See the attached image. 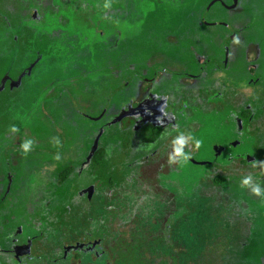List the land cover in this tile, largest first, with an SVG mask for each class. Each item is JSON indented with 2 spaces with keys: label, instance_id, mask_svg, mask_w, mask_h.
<instances>
[{
  "label": "rangeland",
  "instance_id": "1",
  "mask_svg": "<svg viewBox=\"0 0 264 264\" xmlns=\"http://www.w3.org/2000/svg\"><path fill=\"white\" fill-rule=\"evenodd\" d=\"M200 57V80L184 81L181 73H196ZM152 63L179 70L180 82L161 85L170 86L164 95L178 106L175 131L147 146L153 151L141 156L149 166L128 167L139 156L128 143L136 127L107 115L129 100L109 84L123 90L125 78L151 76ZM249 107L256 117L241 119ZM97 135L107 154L99 168L79 158L94 149ZM28 141L45 155L25 152ZM229 142L234 147L223 153ZM62 147L66 156L56 163L46 155ZM242 157L253 162L248 170ZM68 160L69 183L49 191L48 179L56 185ZM9 172L0 248L37 236L20 264H122L118 236L150 241L158 227L159 264L189 252L191 264H264V0H0V186ZM248 176L251 185L242 188ZM216 179L223 185L215 187ZM94 184L90 208H72L78 189ZM30 188L54 197L46 216L38 206L43 191L36 212L28 210ZM114 243L112 260L105 250ZM75 244L79 249L65 254ZM0 264L16 262L4 254Z\"/></svg>",
  "mask_w": 264,
  "mask_h": 264
},
{
  "label": "flooded vegetation",
  "instance_id": "2",
  "mask_svg": "<svg viewBox=\"0 0 264 264\" xmlns=\"http://www.w3.org/2000/svg\"><path fill=\"white\" fill-rule=\"evenodd\" d=\"M234 6L235 5H230V7H227L225 5V7H227V9H228L227 11H231ZM224 26H226V25H224ZM229 30L231 31V29H229ZM225 57L227 58V55H225ZM200 58H202V63H199L200 68L197 69L196 73L195 72L186 73V71L181 73V75L184 77V81H189V80L199 81L200 80V72L203 71L205 68V67H202V65L204 64V62L206 60L205 57H200ZM257 58H258V54H257ZM226 60L227 59H225L223 61L224 65L226 64ZM153 64L154 63H152L150 65V68H148L149 71L152 70L154 72L153 74H151V76H147V71H146V74L143 75L142 72H140V70H139V72L141 74L138 77V79H136L135 81H129L128 79L126 80V78H125V80L122 83V85L125 86V88L123 90H118V89L112 88L113 87L112 84H109L110 86L107 85V86H109V91H123V93L126 94V96L124 97L126 99V101H127V99H129L127 103L125 102V103L121 104V106L123 105L125 109H121L118 106L117 110L109 111L107 114V115L113 116L114 120L119 124L123 119H125L129 123V126L133 122L132 125H134L136 127V137H134V136L132 138L129 137L128 143H129V145L132 144L131 145L132 150H134L135 154H139V156L136 155V159H134L132 161V164L128 165V167L129 166H139V167L149 166L150 163L149 164L143 163V160H142V159H144L143 157H146L145 152L148 153L149 152L148 150H150V152L153 151V148H155V146L157 145L154 143H156L158 140L162 139L163 137H165V136H167V135H169L175 131V129H173L172 126L174 125L173 118L176 119V114H177L176 110H177L178 106L176 105L173 109V107L171 105L175 104L174 99L172 102L170 99H168L164 95L165 92L170 90L168 88L170 86H166L165 89H161L163 87L161 85L163 82H165L166 84H168V82H172L174 84L176 79H178L180 82V79H179L180 74L178 73L179 70H175V69L171 70L169 68H165V67L160 66V65L158 66L157 63H155L154 65ZM252 67L256 68V66L254 64H252ZM144 70H146V69H144ZM175 73H178L179 76L175 75ZM110 74H112V73H110ZM145 76H147V77H145ZM143 78H144V80H143ZM255 81H252V83H254ZM134 82H135V84L132 87L131 85ZM142 83L145 84L147 87H143ZM157 85H159V91L156 92V91H154V89H156ZM225 86L226 85L221 84V87H225ZM188 87H190L191 90L196 89L194 82H192L191 85L188 84ZM190 89H188V90H190ZM109 91H107V93L109 94V97H110L112 95V92H109ZM163 91H165V92H163ZM131 96H132V99L130 98ZM247 109L249 111L247 113H245V115L243 114V116H241V119H245L247 121L252 120L251 119L252 117H256L253 115L255 111L253 110V108H250V107ZM154 110H157L156 111L157 113L159 112V115H158L159 118L158 119L156 118L157 116L155 115L156 113L154 112ZM106 112H107V110H106ZM153 113H154V115H153ZM100 117H101V115L97 118L99 119ZM98 119L96 120L97 122L100 121V119L99 120ZM138 120H140V123L142 122L141 127L137 125ZM240 123H241V120L237 119L236 123H235L237 130L242 129ZM153 137H156L154 139V141L151 140V138H153ZM95 139H96V145L94 146V149L90 148V153H88L90 156L86 154L83 157L79 156V158L81 159L80 162H82V160L86 161V159H89V160H87V162L92 164V166L99 168V166L101 164H95L93 161V154L96 153L97 150H99V148L101 147V145H99L100 144L99 135H97V137ZM149 145L153 146V148L147 147ZM228 146H229V149H231V147H234V144L232 142H229V144L227 143V146L224 145L225 148H223V146H221V145L220 146L218 145L217 147L223 148L222 151L224 153L225 149L228 150V148H227ZM37 150H39V151H37ZM16 151H17V153L20 152V150L18 148L16 149ZM27 152L30 154H33V153L34 154H43L42 153L43 151H41L39 148H36V147L29 149ZM59 152L56 155H54L55 153L52 154L50 152H49V154H46V155L54 156L55 157L54 162L56 163L57 160L60 159V157L66 156V155H64L65 151H63V147H62V151L60 150ZM12 153L15 154L14 152H12ZM43 155H45V153ZM87 156L89 158H87ZM9 158H10V155H9ZM191 161L194 162L195 164H202V165L206 164L204 162L197 163L194 160L190 159V162ZM80 162H78V163H80ZM78 163H76V164H78ZM9 165H10V163L7 164V166H9ZM72 165L73 164H71V161L68 160L66 162V165L62 168V170L55 173V176H57V179H58V183H56V185L54 183H52L51 180L48 179V181L50 183V185L48 186L49 191H51V189H53V188L56 191L59 188V190L61 191L62 189H64L66 187L67 184L63 183V180L61 177H59V175L61 172L66 171V170H70V175H71L72 168H73ZM94 167H91V168L93 169ZM45 168L47 170V167H45ZM4 169H6V167ZM4 169H2V171ZM85 169H87V168H85ZM70 175H69V177H70ZM5 177H6V179H5L6 184L4 185V187L0 186V191H1L0 199L4 198L6 196V194L9 193L10 188L12 186V179L11 178H13V174L11 172H9L8 174H6ZM69 177H68V180H69ZM79 177H80V175H78V178ZM144 177L149 181H153V180L155 181V178H153V177L148 178L145 175H144ZM97 187L98 186L94 184V185H89L88 187H85V191H83L84 189H82V191L80 189H78L77 193L73 195V201L79 203L78 199L81 198L85 201V208L86 209H87V207L90 208V206H88L87 204L90 203L92 198L95 197L96 193L98 192ZM42 191L38 190V192L36 191L34 193V191L31 192V188L29 189V194L30 195L34 194V196H33V200L28 202V205H29L28 210L30 209L31 211L36 212L37 203H38V202H36L37 201L36 199H37V197L40 196V194L42 195V193L44 192L43 193L45 195L44 200L40 201L38 206H40V210H43L44 215L46 216L50 212L49 209L51 208V205H52L51 199L54 197L49 195L47 193L46 189H44L43 192ZM81 192H85V193H81ZM24 194H25V190H24ZM65 194L66 193H64L63 195L60 194V196H59L60 200L64 198ZM46 195H48V196H46ZM40 214H42V213H40ZM22 232H23V230H21V229H20V231L17 230L16 235L21 237L24 234V232L23 233ZM21 238H22L21 240L12 239V241H11L12 246H11V249H9V250H4V249L0 248V255L5 254L8 256H11L13 258V260L16 262V264H20L22 259L30 258L33 254L32 238L31 237L30 238L21 237ZM23 241H25V242H23ZM68 252L67 253L65 252V254H68Z\"/></svg>",
  "mask_w": 264,
  "mask_h": 264
},
{
  "label": "trees",
  "instance_id": "3",
  "mask_svg": "<svg viewBox=\"0 0 264 264\" xmlns=\"http://www.w3.org/2000/svg\"><path fill=\"white\" fill-rule=\"evenodd\" d=\"M247 109L244 110V115L247 112ZM156 137L151 138L152 141H154ZM259 139V138H258ZM256 138V142H261L262 140H258ZM260 144V143H259ZM106 158V151L103 148V144L101 145V147L99 148V150H97L96 153L93 154V161L95 164H100L101 162H103V160ZM243 159H241V169L243 170H248L250 165L253 162H249L246 158L242 157ZM134 159H136V156L134 157ZM133 159V160H134ZM252 170V169H251ZM246 172V171H245ZM70 175V170H66L60 173L59 177L62 178L63 183L68 184L69 180L68 177ZM109 185L112 184V180L108 181ZM214 184L215 187H220L223 185L224 180L221 179H216L213 180L212 182ZM98 188V187H97ZM79 207H85L82 206V204L79 202H74L72 204V208H79ZM80 209V208H79ZM108 209H110L108 207ZM137 224V223H136ZM174 224V222L172 223V225ZM157 231L155 233L154 237H150L151 240L147 241V238H144L145 236L143 235L142 237L138 238L134 233L132 234V237L129 241H127L126 239L118 236V240H120L121 242L119 243V247H118V255H117V259L121 260L122 264H159V259L154 261V257H157L159 254V227L156 228ZM143 231L146 233V227H143ZM131 232H134V229L131 230ZM32 238V243L34 242V240H36L37 236H31ZM118 240L116 242H118ZM149 242V244H148ZM39 243V242H37ZM36 243V245H37ZM87 245V244H86ZM81 245L79 244H75L74 246H66V250L65 252L67 253L70 250H76L79 249ZM117 247V243H114L113 246L110 247V249L107 248V250H105L109 255H111V258L113 260V256L110 252V250H113ZM91 250V249H90ZM191 252H189L187 255H185L183 257V260H181L178 263L175 262H167L168 264H191L190 261V254ZM161 264H166L165 262H162Z\"/></svg>",
  "mask_w": 264,
  "mask_h": 264
},
{
  "label": "clouds",
  "instance_id": "4",
  "mask_svg": "<svg viewBox=\"0 0 264 264\" xmlns=\"http://www.w3.org/2000/svg\"><path fill=\"white\" fill-rule=\"evenodd\" d=\"M13 130H15V129H13ZM181 143H183V142L181 141ZM30 146H31V141H28V142H26V143H24L22 145V148H23V150L25 152H27L29 150ZM197 147H199V141H197ZM175 155L176 156H181V152L179 150H177L176 153H175ZM189 158L190 157L188 155H186V156L183 157V159L185 161H187ZM173 162H174V160L172 159V157H170L169 158V163H173ZM251 181H252V177L251 176H248V177L244 178L243 181H242V183H241V187L243 188V187L250 186L251 185ZM252 192H253L254 195L260 196L261 193H262V190L259 187V185H256V186H253L252 187Z\"/></svg>",
  "mask_w": 264,
  "mask_h": 264
}]
</instances>
